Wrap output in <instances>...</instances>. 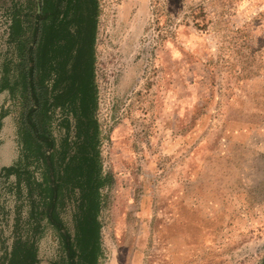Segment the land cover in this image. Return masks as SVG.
I'll return each mask as SVG.
<instances>
[{"label": "rangeland", "instance_id": "obj_1", "mask_svg": "<svg viewBox=\"0 0 264 264\" xmlns=\"http://www.w3.org/2000/svg\"><path fill=\"white\" fill-rule=\"evenodd\" d=\"M100 3L95 114L112 177L100 263L264 264V0H146L139 47L121 70L117 3ZM7 26L0 8V63ZM18 109L0 92V171L18 154ZM12 180L0 176V264L13 239ZM71 212L63 219L73 233ZM61 252L45 227L38 264Z\"/></svg>", "mask_w": 264, "mask_h": 264}, {"label": "trees", "instance_id": "obj_2", "mask_svg": "<svg viewBox=\"0 0 264 264\" xmlns=\"http://www.w3.org/2000/svg\"><path fill=\"white\" fill-rule=\"evenodd\" d=\"M96 7V0H16L0 7L9 21L0 92L19 108L18 154L0 171L13 176L16 207L2 264H38L47 226L62 248L54 264H98L102 256V189L112 177L103 171L95 114ZM56 125L63 129L59 138ZM71 205L73 233L63 219Z\"/></svg>", "mask_w": 264, "mask_h": 264}, {"label": "crops", "instance_id": "obj_3", "mask_svg": "<svg viewBox=\"0 0 264 264\" xmlns=\"http://www.w3.org/2000/svg\"><path fill=\"white\" fill-rule=\"evenodd\" d=\"M16 1V0H8V3ZM101 0H96V14H95V38H94V54L95 60L97 61V45L99 40V22L101 17ZM117 5L114 10L115 15L113 18V50L117 59L120 61V67L118 70L122 69L123 62L128 58L129 51L131 46L134 47L136 42L137 48L139 47V39H140V31L143 32L145 28V16H146V0H115ZM6 3V0H5ZM5 20L9 23V21ZM141 27V30H140ZM134 29L137 30L135 37V33L133 34ZM134 40V41H133ZM137 55H139V51H137ZM127 57V58H126ZM102 246V244H101ZM103 250V248H102ZM101 257L99 258L98 264H101Z\"/></svg>", "mask_w": 264, "mask_h": 264}]
</instances>
